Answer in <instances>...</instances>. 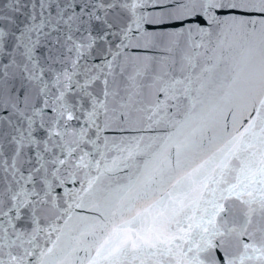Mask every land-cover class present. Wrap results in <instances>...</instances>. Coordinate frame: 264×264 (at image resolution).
Returning a JSON list of instances; mask_svg holds the SVG:
<instances>
[{
    "label": "snow or ice",
    "instance_id": "snow-or-ice-1",
    "mask_svg": "<svg viewBox=\"0 0 264 264\" xmlns=\"http://www.w3.org/2000/svg\"><path fill=\"white\" fill-rule=\"evenodd\" d=\"M0 264H264V0H0Z\"/></svg>",
    "mask_w": 264,
    "mask_h": 264
}]
</instances>
